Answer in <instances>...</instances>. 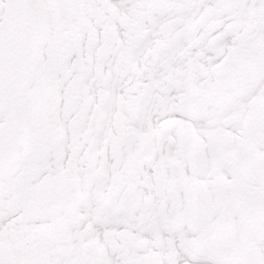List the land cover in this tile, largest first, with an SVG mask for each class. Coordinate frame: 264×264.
Segmentation results:
<instances>
[{
	"label": "snow or ice",
	"instance_id": "1",
	"mask_svg": "<svg viewBox=\"0 0 264 264\" xmlns=\"http://www.w3.org/2000/svg\"><path fill=\"white\" fill-rule=\"evenodd\" d=\"M0 264H264V0H0Z\"/></svg>",
	"mask_w": 264,
	"mask_h": 264
}]
</instances>
